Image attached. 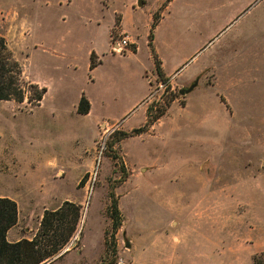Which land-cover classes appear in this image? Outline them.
Listing matches in <instances>:
<instances>
[{"label":"rangeland","instance_id":"rangeland-1","mask_svg":"<svg viewBox=\"0 0 264 264\" xmlns=\"http://www.w3.org/2000/svg\"><path fill=\"white\" fill-rule=\"evenodd\" d=\"M143 1L0 0V36L24 80L48 90L40 106L29 90L23 104L0 102V197L33 209L36 235L45 211L81 205L69 252L51 264H254L264 254V0ZM123 16L139 53L115 58ZM93 51L106 55L91 70ZM84 95L89 116L78 113ZM145 113L159 127L124 138ZM101 122L111 132L97 170Z\"/></svg>","mask_w":264,"mask_h":264},{"label":"trees","instance_id":"trees-1","mask_svg":"<svg viewBox=\"0 0 264 264\" xmlns=\"http://www.w3.org/2000/svg\"><path fill=\"white\" fill-rule=\"evenodd\" d=\"M167 6L172 0H166ZM160 17L154 16V23L149 36V45L153 47L154 30ZM117 18L115 29L119 28ZM114 35V31L112 33ZM136 52V49H135ZM155 66L159 77H165L162 62L153 50ZM101 61L93 53L91 56V70L99 66ZM24 71L14 52L11 50L5 37L0 36V102L9 101L23 104L27 90L34 92L29 98L32 107L40 106L48 90L40 85L24 80ZM91 103L84 95L79 103L78 113L88 115L91 112ZM160 119V118H159ZM153 125L148 122L140 129L132 131L131 135L124 133V138L142 135L148 132ZM117 209V206L115 205ZM118 214V211H117ZM82 217V207L74 202L66 201L54 211H45L40 229L33 240H22L10 243L8 232L18 224V204L10 198H0V264H46L61 254L74 238ZM115 221V220H114ZM116 222V221H115ZM119 222L115 223V229ZM68 253V252H67ZM65 253V254H67ZM51 264V263H50ZM254 264H264V254L254 259Z\"/></svg>","mask_w":264,"mask_h":264},{"label":"crops","instance_id":"crops-1","mask_svg":"<svg viewBox=\"0 0 264 264\" xmlns=\"http://www.w3.org/2000/svg\"><path fill=\"white\" fill-rule=\"evenodd\" d=\"M116 25V24H115ZM125 26H126V20H125V16H123V20H122V24H121V27H122V29H123V34H128L130 37H131V39H132V43H133V45L134 46H136V52H135V50H131V51H129V52H127L126 54H129L130 56H137V54L139 53V47H138V43H137V41H136V39L131 35V33L129 32V31H127V30H124V28H125ZM114 27V26H113ZM16 28V27H15ZM115 30V27H114V29H113V31ZM113 31H112V33H113ZM111 40H110V46H109V51H108V55H111V56H113V57H115V58H117V57H127L128 55H126V56H124V55H118V54H114L113 53V50H112V45H113V43L115 42V40H116V38H114V35H112V37L110 38ZM112 42V43H111ZM40 47H42V46H40V45H37V48H40ZM50 52H52V54L53 55H55V56H57V55H59L58 54V52H56L55 50L54 51H50ZM91 53V56H92V54L94 53L95 54V56H96V58L97 59H99L100 60V56H104V55H106V54H101L100 55V53L99 52H97V51H93V52H90ZM162 66H163V63H162ZM163 71H164V74H165V76L167 77V78H170V76L166 73V71H165V69H164V67H163ZM149 82V84H150V87H151V85H152V82L149 80L148 81ZM34 83V82H33ZM199 86V85H198ZM43 87V86H42ZM149 97V96H148ZM147 97V98H148ZM147 98H146V100H147ZM90 101V103H91V106H92V108H91V112H90V114H88L87 116H89V115H91L92 113H93V108H94V104H93V100H89ZM162 120L163 119H161V120H159V122H157L153 127H152V129H156V128H158L159 127V125L161 124V122H162ZM147 122V115H146V113H145V123ZM103 124V122H101L100 123V125H102ZM144 125V124H143ZM142 125V126H143ZM140 128H142V127H137V128H133L132 130H130V131H133V130H135V129H140ZM151 129V130H152ZM147 133H150V131L149 132H147ZM145 135V133L144 134H142V135H138V136H134V137H142V136H144ZM0 198H10V199H12L13 201H15L17 204H18V208H19V220H18V224L14 227V228H12L9 232H8V235H7V239H8V241L10 242V243H18V242H20V241H22V240H33L34 238V236L36 235V234H34V233H32L31 232V229H32V227H33V224H34V216H35V214L33 215V209L31 208V207H23V204H26V202L25 201H23L20 197H13V196H10V197H0ZM33 219V220H32ZM42 219H43V214H41V216H40V218H38V220H37V228H38V226H41V222H42ZM70 255V254H69ZM144 257V259L145 260H148V259H153V257L152 256H150V255H144L143 256ZM156 258H160V259H164V257L162 258V256L160 257H156ZM165 259L167 260V258L165 257ZM164 259V260H165ZM140 259H138V257H136L135 256V258H134V262H135V264L136 263H138V262H140L139 261ZM150 261V260H149ZM156 261V260H155Z\"/></svg>","mask_w":264,"mask_h":264},{"label":"built area","instance_id":"built-area-1","mask_svg":"<svg viewBox=\"0 0 264 264\" xmlns=\"http://www.w3.org/2000/svg\"><path fill=\"white\" fill-rule=\"evenodd\" d=\"M133 45L132 39L128 34H124L122 39L115 40V42L112 45V50L114 54L118 55H124L127 52L131 51L130 47ZM160 87L163 89L164 86L160 85ZM101 128L104 132V135L100 139L97 145V150H96V168L97 170L100 167L101 159L106 153L107 150V137L110 135L111 132V127L109 126V123L104 122L101 125ZM92 181V177L90 179Z\"/></svg>","mask_w":264,"mask_h":264},{"label":"water","instance_id":"water-1","mask_svg":"<svg viewBox=\"0 0 264 264\" xmlns=\"http://www.w3.org/2000/svg\"><path fill=\"white\" fill-rule=\"evenodd\" d=\"M144 1L143 0H138V6L139 7H143L144 6ZM198 85H199V81H196L189 89H184V90H182L181 91V94L182 95H188V94H190V93H192L197 87H198ZM69 250H70V248L69 247H67L66 249H65V251L61 254V256L63 255V254H65V253H67V252H69ZM46 264H50V262L49 263H46Z\"/></svg>","mask_w":264,"mask_h":264}]
</instances>
